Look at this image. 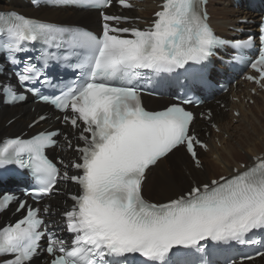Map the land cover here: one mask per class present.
I'll list each match as a JSON object with an SVG mask.
<instances>
[{"label":"snow or ice","instance_id":"obj_1","mask_svg":"<svg viewBox=\"0 0 264 264\" xmlns=\"http://www.w3.org/2000/svg\"><path fill=\"white\" fill-rule=\"evenodd\" d=\"M73 2L84 0H66ZM87 2L101 8L112 4V0ZM119 3L132 7L128 0ZM199 5L200 0H163L144 29L120 27L126 17L102 13V34L14 10L0 11V49L18 69L13 72L17 84L62 112L58 119L83 142L75 146L77 156L70 164L59 161L63 170L46 154V149L57 145L59 129L0 143V168L16 165L29 170L38 186L25 194L37 197V203L58 191L60 181L79 188L63 213L70 242L48 232L40 217L41 211L49 212L48 206L41 209L21 200L15 211L25 215L0 227V264H34L41 252L48 255L45 264H126L129 254H139L143 264H210L203 257L193 261L191 252H203L208 241L255 242L250 235L264 230V157H256L230 177L194 185L165 203L150 202L143 195L150 166L182 146L199 167L196 146L206 145L190 132L193 113L183 105L192 100L149 111L142 104L138 82L149 73L171 74L202 65L221 46H252V37L235 43L217 37ZM259 28V54L248 62L259 73L249 77L257 83L264 81V19ZM36 44L44 51L38 57L27 55V48ZM53 48L68 53L65 61L75 56L72 67L78 74L49 97L41 95L38 86L52 84L48 68L60 60ZM2 90L12 100L23 98L17 85L8 83ZM63 135L72 148L68 134ZM69 168L76 174L69 175ZM11 199L5 196L0 203Z\"/></svg>","mask_w":264,"mask_h":264},{"label":"bare ground","instance_id":"obj_2","mask_svg":"<svg viewBox=\"0 0 264 264\" xmlns=\"http://www.w3.org/2000/svg\"><path fill=\"white\" fill-rule=\"evenodd\" d=\"M28 2L29 0H0V8L12 9L17 7L19 10L22 9L29 15L36 17L39 16L50 21H77L80 23H86L88 20L95 21L96 23L97 20L99 21V13L97 11L88 10L87 12L74 8H49L46 6H41L36 9L32 8ZM221 2L227 4V6L229 5L227 0H210L209 7L212 13L211 20L213 21L218 34L223 36L231 32V26L239 25V18L242 16L239 15L238 17V14H240L239 11H243L244 6L249 5L250 2L247 0L244 2V6H239L236 11L233 10L232 7H221ZM140 5L145 8L141 11V14L145 17L150 16L158 8L156 4L154 5V0L146 1ZM258 6L260 7L261 4ZM245 12L253 18L260 14V11L258 10H255V12L245 10ZM243 90H245V88ZM222 99H224L223 101L226 100L230 104L232 112L229 113L227 109L224 110L215 106L214 121L219 123L221 132L213 133L214 138L212 140L213 146L211 152L201 153L204 159V167L197 168L191 158L186 154L184 148L179 147L174 150L167 157L161 159L154 167L151 166L147 170V178L144 181L143 192H145L151 200L161 203L162 201L172 199L179 193H183L185 190L189 189V187L193 184V181L196 179L200 183H205L208 182L211 177L219 178L220 176L229 174L232 171L233 166L242 169L239 165L241 161L249 163L253 160V158L260 157V155L264 154V123L261 118H258V113H262L264 111V95L253 97L256 104L254 107H251V105L248 107L246 103H231L228 100V94H225ZM149 100L154 102L165 100V104L168 103V101L164 98L158 100L151 98ZM0 104V140L8 135H12L13 131L25 130L27 128V120L33 118L38 112L48 109V106L46 105H38L36 110L33 111L30 108L29 101L24 105L5 106L2 103L1 97ZM211 105H214V103ZM255 107L258 110H255ZM235 109H239L241 111L240 117H236L234 115L233 112ZM12 117H16L17 119L9 126H6L5 123ZM235 120L240 122V124L235 125ZM195 121L197 130H200L201 125L210 129L209 122L200 119H196ZM41 127L42 126H38L33 131H37L41 129ZM234 130H239L240 134H235ZM251 131H253V133ZM226 132L229 134L228 138L223 137ZM218 137L221 139V147L217 144L216 138ZM233 139L234 141H230ZM243 149L248 150L250 154H248L245 159L241 160L243 156L239 152ZM226 152L231 154L232 159L227 157L228 155H226ZM211 155L214 158L213 161L218 163V170L220 168L219 165L223 166V169L221 170V172H223L220 176L211 174L213 169L211 170V168H209V162H206ZM214 155H216V157H214ZM157 173H161L159 180L154 178ZM214 173L215 172H213V174ZM149 193H155L158 198L161 197L164 200L160 199L161 201H158L159 199L156 200Z\"/></svg>","mask_w":264,"mask_h":264},{"label":"rangeland","instance_id":"obj_3","mask_svg":"<svg viewBox=\"0 0 264 264\" xmlns=\"http://www.w3.org/2000/svg\"><path fill=\"white\" fill-rule=\"evenodd\" d=\"M151 1V0H150ZM227 3L229 4L228 6H227V4H225V3H223V2H221V7L222 6H225V7H227V8H231L232 7V9H233V3H231V1L230 0H227ZM14 9H17V7H15ZM241 15H244V13H242ZM238 17H239V15H238ZM64 22V21H63ZM66 23H72V22H74V23H78V24H83V23H80V22H77V21H72V22H69V21H65ZM97 23H98V20H97ZM264 102V101H263ZM249 105H251V107H254V106H256V104H249ZM249 105H248V107H249ZM255 110H258L256 107H255ZM19 112V111H18ZM228 112L229 113H231L232 112V110H231V108H230V110H228ZM16 113H17V111H16ZM260 113V114H259ZM258 113V118H261L262 119V122L264 123V111L261 113V112H259ZM8 121H9V119H8ZM7 121V122H8ZM6 122V123H7ZM5 123V124H6ZM235 125H238V124H240V122H238L237 120H235ZM250 127V126H249ZM18 132H20V131H13V133L14 134H16V133H18ZM236 132H238V133H236ZM252 133H253V131H251ZM234 133L235 134H240V132H239V130H234ZM223 137H225V138H228L229 137V134L226 132V134L223 136ZM227 140H229V139H227ZM230 141H234V139L233 140H230ZM219 147H221V144L220 145H218ZM243 157H242V159L241 160H243V159H245L246 158V156L248 155V154H250L249 152H248V150H246V149H243V150H240V152H239ZM226 155H228L227 157L228 158H230V159H232V156H231V154H229L228 152H226ZM245 155V156H244ZM213 156L211 155V156H209V159H207L206 160V162L208 163L209 162V168H211V170L213 171V172H215L214 174H213V172H211V174L212 175H215V176H220L221 175V173L223 172H221V170L223 169V166L222 165H219V170H218V163L217 162H215V161H213ZM170 160H172V159H170ZM210 160V161H209ZM244 161H241V163H243ZM241 163H239V165L241 166ZM214 165H215V167H214ZM160 176H161V173H157L156 175H155V177L154 178H156L157 180H159L160 179ZM150 194V193H149ZM151 196H153V198H155L156 200H158V201H161L160 199H162L161 197L160 198H158L156 195H155V193H153V194H150ZM155 195V196H154ZM162 200H164V199H162Z\"/></svg>","mask_w":264,"mask_h":264}]
</instances>
